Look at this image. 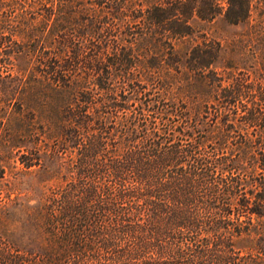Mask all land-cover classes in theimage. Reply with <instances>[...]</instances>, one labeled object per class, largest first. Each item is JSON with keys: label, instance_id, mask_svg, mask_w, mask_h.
<instances>
[{"label": "trees", "instance_id": "trees-1", "mask_svg": "<svg viewBox=\"0 0 264 264\" xmlns=\"http://www.w3.org/2000/svg\"><path fill=\"white\" fill-rule=\"evenodd\" d=\"M0 264H264V0H0Z\"/></svg>", "mask_w": 264, "mask_h": 264}, {"label": "rangeland", "instance_id": "rangeland-1", "mask_svg": "<svg viewBox=\"0 0 264 264\" xmlns=\"http://www.w3.org/2000/svg\"><path fill=\"white\" fill-rule=\"evenodd\" d=\"M210 32H217V34H229L230 32H241V26H231L221 21H216L212 24Z\"/></svg>", "mask_w": 264, "mask_h": 264}]
</instances>
